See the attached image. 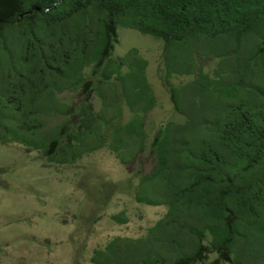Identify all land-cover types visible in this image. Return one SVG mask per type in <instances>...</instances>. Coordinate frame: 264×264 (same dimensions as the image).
Instances as JSON below:
<instances>
[{
	"label": "trees",
	"instance_id": "1",
	"mask_svg": "<svg viewBox=\"0 0 264 264\" xmlns=\"http://www.w3.org/2000/svg\"><path fill=\"white\" fill-rule=\"evenodd\" d=\"M11 23L22 30L26 64L18 100L25 83L32 91L46 74L66 84L59 92L80 97L70 104L56 95L51 109L37 104L36 127L62 117L51 124L56 134L19 143L59 164L106 147L128 165L147 148L152 169L139 177L134 198L153 203L141 186L160 182L167 210L151 228H169L174 238L186 232L185 246L196 242L195 252L173 264H201L212 252L210 264L231 263L238 239L264 234V0H0V32ZM119 26L163 41L161 78L184 118L164 122L149 144L144 123L154 94L147 61L137 48L113 55ZM177 75L193 78L174 85ZM123 105L131 113L124 122ZM2 130L0 140L11 141ZM252 242L261 248L264 238Z\"/></svg>",
	"mask_w": 264,
	"mask_h": 264
},
{
	"label": "rangeland",
	"instance_id": "2",
	"mask_svg": "<svg viewBox=\"0 0 264 264\" xmlns=\"http://www.w3.org/2000/svg\"><path fill=\"white\" fill-rule=\"evenodd\" d=\"M117 33L113 55L137 48L147 61L146 77L154 94V105L144 123L149 144L164 122L184 119L174 109L161 78L163 41L129 27L119 26ZM22 38L16 23L5 25L0 32V128L12 139L0 140V264H173L195 252V239L191 245H183L186 232L174 238L169 228H151L167 210L160 182L141 186L142 195L153 203L134 198L139 177L152 169L147 148L128 165L120 163L106 147L84 153L73 163L59 164L19 143L56 134L51 124L62 117L50 121L49 116L43 119V126L36 127L31 111L37 104L57 107L56 95L70 104L80 100L77 92H59L66 84L50 74L32 91L25 83L23 100H18L20 79L26 75V64L21 67ZM214 65L208 63L205 70L211 72ZM190 78L193 75H177L171 81L178 85ZM104 89L113 107V93L107 86ZM91 101L97 110L100 99L93 95ZM130 116L123 105L122 122ZM132 145L124 150L125 157L131 155ZM119 213L123 220L113 217ZM245 235L236 241L232 261L226 264H264V245L260 248L252 242L257 239L262 243L264 234L254 231ZM216 257L212 252L201 264H210Z\"/></svg>",
	"mask_w": 264,
	"mask_h": 264
}]
</instances>
